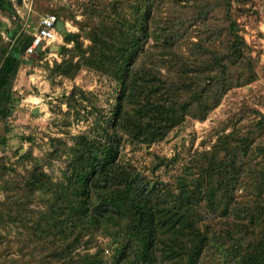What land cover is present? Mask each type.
<instances>
[{
  "label": "rangeland",
  "instance_id": "obj_1",
  "mask_svg": "<svg viewBox=\"0 0 264 264\" xmlns=\"http://www.w3.org/2000/svg\"><path fill=\"white\" fill-rule=\"evenodd\" d=\"M137 1L0 0V56L17 49L21 61L11 86V112L0 116V203L9 201L0 204V264H63L49 258L56 238L62 246L65 241L48 231L47 215L55 203L53 191L69 194L55 184L67 182L74 147L86 146L78 139L82 135L120 147V163L159 190L158 201L178 193L179 181L199 193L191 214L210 239L198 264H238L232 261L239 257L234 246L245 250L264 240V0H221L220 7L215 0H157L158 22H150L148 36L142 37L136 69L160 70L170 79L171 60L178 59L188 80L202 81L209 72L196 71L213 61L214 52H226L232 20L243 43L225 79L242 73L243 82L224 93L215 84L214 96L222 97L205 119L191 108L180 125L150 145L131 140L122 129L108 130L120 85L83 63L92 50L103 48L101 41L117 44L111 31L121 19L133 21ZM203 2L206 10L200 11ZM48 15L58 17L63 33L43 51L28 55L23 45ZM172 16L181 26L166 42L159 28ZM156 30L160 33L154 37ZM160 54L167 55L166 62H155ZM106 128L108 136L102 133ZM35 170L45 174L43 186L27 191L25 182ZM251 216L254 223H249ZM183 233L181 242L192 246V231ZM91 240L90 254L98 251L102 264H114L111 240L99 233ZM159 259L153 258L155 264H165Z\"/></svg>",
  "mask_w": 264,
  "mask_h": 264
},
{
  "label": "trees",
  "instance_id": "obj_2",
  "mask_svg": "<svg viewBox=\"0 0 264 264\" xmlns=\"http://www.w3.org/2000/svg\"><path fill=\"white\" fill-rule=\"evenodd\" d=\"M156 2L138 0L133 10V21L121 19L119 28L111 31L119 38L117 44L101 41L103 48L92 50L91 54L94 53L91 56L89 54L83 62L85 66L112 77L120 85L113 118H108V130L122 129L132 137L131 140L142 145L161 140L184 121L191 108L201 113L199 119H205L222 97L218 93L214 96L215 84L224 93L240 87L243 82L242 73L235 80L225 79L232 60L240 57L243 43L236 23L232 20L226 28V52H214L213 61L209 65L201 64V69L196 71L197 75H202L206 70L209 72L203 76L202 81L188 80V71L176 64L178 59L171 60V72L174 75L170 79L161 75L160 70L136 69L135 54L140 49L142 37L148 36L150 22L154 25L158 22L154 15ZM216 2L217 7H220L221 0ZM224 3H228V0H224ZM205 6L206 2L201 3L200 11H205ZM227 10L229 12V7ZM198 16L201 17L202 13L198 12ZM171 18V23L165 21L159 28L166 42L167 36H173L174 27L177 30L181 26L174 23V20L178 23V19L173 16ZM160 32L156 30L154 37ZM32 38H28L23 45V51H26ZM68 38L71 40L73 36L68 35ZM17 54V49H11L0 56L2 118L11 112V108H8L12 101L11 86L21 65ZM153 58L157 63L167 61L166 54ZM169 99L176 103L171 105ZM108 130L103 129L102 133L108 136ZM78 139L82 143L86 142V146L74 147L76 154L68 164L67 182L55 184V187L65 186L69 194L62 196V191H53L55 203L51 205L49 214L46 213L50 224L48 231L65 241L62 246L56 238L53 254L49 258L63 264H102L98 251L89 252L93 235L99 233L111 240L114 264H155L153 258L156 255L160 256V263L181 264L184 260V264H198L210 238L200 231L197 226L200 225L199 219L193 218L191 214L192 211L194 213L193 203L197 191L179 181L178 193H167L164 199L158 201L159 190L143 183L138 172L120 163V147L116 149L99 138L88 140L86 135ZM44 176V173L35 170L25 182V186H28L26 190L32 192L35 184L41 189ZM8 202L4 200L0 204L4 206ZM255 220V216H251L249 223ZM40 225H43L41 221L37 225L38 229L42 228ZM185 230L193 233L195 241L191 240L192 246L180 240ZM248 247L242 250L240 246H234L235 250L238 249L239 257L232 261L238 264H264V240L255 241Z\"/></svg>",
  "mask_w": 264,
  "mask_h": 264
},
{
  "label": "built area",
  "instance_id": "obj_3",
  "mask_svg": "<svg viewBox=\"0 0 264 264\" xmlns=\"http://www.w3.org/2000/svg\"><path fill=\"white\" fill-rule=\"evenodd\" d=\"M58 21L55 15H48L40 21L31 43L26 48V53L28 55H34L38 50L43 51L45 47L49 46L57 39L56 23Z\"/></svg>",
  "mask_w": 264,
  "mask_h": 264
},
{
  "label": "water",
  "instance_id": "obj_4",
  "mask_svg": "<svg viewBox=\"0 0 264 264\" xmlns=\"http://www.w3.org/2000/svg\"><path fill=\"white\" fill-rule=\"evenodd\" d=\"M63 29H64L63 23L61 21H58L56 23V31H57L59 36L63 33ZM33 114H35V112H33Z\"/></svg>",
  "mask_w": 264,
  "mask_h": 264
},
{
  "label": "crops",
  "instance_id": "obj_5",
  "mask_svg": "<svg viewBox=\"0 0 264 264\" xmlns=\"http://www.w3.org/2000/svg\"><path fill=\"white\" fill-rule=\"evenodd\" d=\"M57 37V39H59L60 38V36H56Z\"/></svg>",
  "mask_w": 264,
  "mask_h": 264
},
{
  "label": "bare ground",
  "instance_id": "obj_6",
  "mask_svg": "<svg viewBox=\"0 0 264 264\" xmlns=\"http://www.w3.org/2000/svg\"><path fill=\"white\" fill-rule=\"evenodd\" d=\"M56 36H59L58 33L56 34ZM57 38V37H56Z\"/></svg>",
  "mask_w": 264,
  "mask_h": 264
}]
</instances>
